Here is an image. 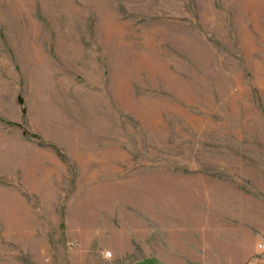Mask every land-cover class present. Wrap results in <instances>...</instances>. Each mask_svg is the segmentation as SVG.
I'll return each mask as SVG.
<instances>
[{
	"label": "rangeland",
	"instance_id": "obj_1",
	"mask_svg": "<svg viewBox=\"0 0 264 264\" xmlns=\"http://www.w3.org/2000/svg\"><path fill=\"white\" fill-rule=\"evenodd\" d=\"M259 242L264 0H0V264Z\"/></svg>",
	"mask_w": 264,
	"mask_h": 264
},
{
	"label": "crops",
	"instance_id": "obj_2",
	"mask_svg": "<svg viewBox=\"0 0 264 264\" xmlns=\"http://www.w3.org/2000/svg\"><path fill=\"white\" fill-rule=\"evenodd\" d=\"M132 264H171L168 261H164L161 259H148V258H140L135 260ZM207 264H264V256H248L245 259L241 260H230L227 262H218V263H207Z\"/></svg>",
	"mask_w": 264,
	"mask_h": 264
},
{
	"label": "built area",
	"instance_id": "obj_3",
	"mask_svg": "<svg viewBox=\"0 0 264 264\" xmlns=\"http://www.w3.org/2000/svg\"><path fill=\"white\" fill-rule=\"evenodd\" d=\"M257 247H258L261 251H263V250H264V243L259 242V243L257 244Z\"/></svg>",
	"mask_w": 264,
	"mask_h": 264
}]
</instances>
